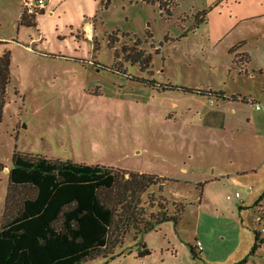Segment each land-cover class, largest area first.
<instances>
[{"label":"rangeland","instance_id":"rangeland-1","mask_svg":"<svg viewBox=\"0 0 264 264\" xmlns=\"http://www.w3.org/2000/svg\"><path fill=\"white\" fill-rule=\"evenodd\" d=\"M261 1L173 0L168 15L146 0H53L20 23V0H0V55L10 53L0 211L3 167L11 166L14 151L140 171L171 179L156 180L141 195L146 212L159 202L170 212L183 210L180 219L136 238L129 230L112 256L80 264L238 258L252 232L231 197L237 189L222 177L209 180L213 165L229 160L255 164L258 182L264 176V120L261 126L254 108L258 102L264 114V17L255 15L264 10ZM219 91L254 103L216 99ZM212 110L225 113L231 127L212 121ZM206 178L199 197L195 183ZM139 243L147 254L137 255Z\"/></svg>","mask_w":264,"mask_h":264},{"label":"trees","instance_id":"trees-1","mask_svg":"<svg viewBox=\"0 0 264 264\" xmlns=\"http://www.w3.org/2000/svg\"><path fill=\"white\" fill-rule=\"evenodd\" d=\"M9 81L10 53L5 50L0 55V118ZM159 179L167 180L14 151L0 213V264H80L97 255L106 259L127 231L136 238L161 222L176 223L183 210L170 212L157 202V210L147 213L141 205V195ZM201 186L195 184L199 197ZM255 240L260 242L257 232ZM139 246L138 256L148 253L145 244Z\"/></svg>","mask_w":264,"mask_h":264},{"label":"crops","instance_id":"crops-1","mask_svg":"<svg viewBox=\"0 0 264 264\" xmlns=\"http://www.w3.org/2000/svg\"><path fill=\"white\" fill-rule=\"evenodd\" d=\"M21 1L22 0H20L19 4L21 3ZM261 3L264 6V0H262ZM50 4L48 5L46 10L50 9ZM175 4H176V0H175ZM46 10H45V12H46ZM19 15H20V13H19ZM168 15H171V12ZM255 15L264 17V10H262L261 12H259L258 14H255ZM263 33H264V30H263ZM217 93H222V96L216 97V99H220V100L225 101V102H233V100H240V101L247 103V100H249L245 96L236 97L233 94H227V93L222 92V91H219ZM231 97H234V98H231ZM252 103H254V100ZM256 103H258V102H256ZM254 108H255V103H254ZM255 110H257L256 119L259 121V123L261 122L260 125L262 126V121L264 120V114L260 113L261 106H260V109L255 108ZM220 114H222V115H220ZM209 118L212 121H215L216 123H218L221 128L226 129V128L231 127V125H228L227 116L225 113L223 114L222 112H218L217 110H212L211 114L209 115ZM239 118H241V117L239 116ZM248 119H249V117H248ZM230 163H232V160H229L226 165L214 164L212 167V169H213L212 175H215V176H214V178L210 179L209 181L212 180V181L218 182V180H219L218 178L222 177V178H225L226 180L231 182L233 189H237V190H235V192H239L238 191L239 189L245 190V192L243 194H241L239 192V197H236V199L240 203L237 210L239 212V216L241 218H243V220L247 224V227H249L251 230V231L249 230L248 231L249 233H247V234L249 235L250 232H252V234H251V236L249 235V237L246 238V240L244 241V244L241 246V253H240L239 257L238 258L228 257L226 259V262L228 264H238L239 262H241L245 258V261L242 263H239V264H260L258 261H261V255H262L261 253L264 252V234L258 233L256 226L252 223V218H250V215H251L250 213L252 212L254 214V206L257 203V201L259 200V198L262 196V194L264 193V176H263L262 180H259V182L256 181L257 170H256V166H254L255 164H244V163L236 162V164L231 165ZM3 169L5 171H7L8 167L4 166ZM124 170H127V169H124ZM127 171H131V170H127ZM137 172H140V171H137ZM159 177H161V176H159ZM207 179L208 178L202 180L203 182H197V183L202 184L201 193H202L203 186L206 183ZM167 180H171V179H167ZM185 181H187V180H184V179L182 180V182H185ZM178 182H181V181L178 180ZM185 183H187V182H185ZM231 197H234V194ZM250 209H251V211H250ZM0 213H1V211H0ZM255 232H257V234H258V238L260 240L259 243H256ZM254 243H256L255 248L253 247ZM200 244L202 247L201 251H203L204 247H203L201 242H200ZM263 261H264V259H263Z\"/></svg>","mask_w":264,"mask_h":264},{"label":"built area","instance_id":"built-area-1","mask_svg":"<svg viewBox=\"0 0 264 264\" xmlns=\"http://www.w3.org/2000/svg\"><path fill=\"white\" fill-rule=\"evenodd\" d=\"M53 0H22L20 3V15L25 20H34L39 14L43 13L48 5ZM154 1L158 6L160 14L164 11L168 13V7L171 6L173 0H151ZM247 102L252 103V100H247ZM255 108L260 109V105L255 103ZM234 197H239V193L235 192ZM226 198L229 199L230 196L226 195ZM252 223L256 226L259 234H264V193L257 201V204L254 206V214ZM195 247L199 250L202 249L199 241H196Z\"/></svg>","mask_w":264,"mask_h":264},{"label":"bare ground","instance_id":"bare-ground-1","mask_svg":"<svg viewBox=\"0 0 264 264\" xmlns=\"http://www.w3.org/2000/svg\"><path fill=\"white\" fill-rule=\"evenodd\" d=\"M92 28H91V25L90 24H87L86 25V35L89 37V36H91V32H92V30H91Z\"/></svg>","mask_w":264,"mask_h":264}]
</instances>
